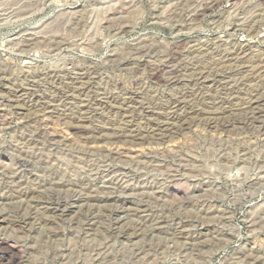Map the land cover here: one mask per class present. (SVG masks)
<instances>
[{"label": "rangeland", "instance_id": "1", "mask_svg": "<svg viewBox=\"0 0 264 264\" xmlns=\"http://www.w3.org/2000/svg\"><path fill=\"white\" fill-rule=\"evenodd\" d=\"M212 1L0 0L15 264H264V0Z\"/></svg>", "mask_w": 264, "mask_h": 264}, {"label": "bare ground", "instance_id": "2", "mask_svg": "<svg viewBox=\"0 0 264 264\" xmlns=\"http://www.w3.org/2000/svg\"><path fill=\"white\" fill-rule=\"evenodd\" d=\"M214 1H217V0H213L212 2ZM218 2V1H217ZM219 4V2H218ZM210 5V3H209ZM211 6V5H210ZM251 23V22H250ZM261 26V25H260ZM258 30V29H257ZM257 33V32H256ZM261 33V32H260ZM259 35V33H257ZM260 37V36H259ZM257 38V36H256ZM239 44V43H238ZM240 49V48H239ZM212 54V53H211ZM241 54V53H240ZM239 54V55H240ZM245 55V53L243 54ZM234 56V55H233ZM237 56V55H236ZM222 58V57H221ZM233 61V60H232ZM231 62V61H230ZM238 71V70H237ZM195 77V76H194ZM177 78V77H176ZM260 97V96H259ZM220 100V99H219ZM252 101V100H251ZM250 102V101H249ZM254 102V101H253ZM257 103V101H255ZM264 102V100H263ZM252 103V102H251ZM250 104V103H249ZM259 104V103H258ZM262 105H264L263 103H261ZM261 105V107H262ZM252 106H256V105H252ZM250 107V106H249ZM260 107V106H259ZM257 108V107H256ZM258 109H262V108H258ZM251 110V109H250ZM255 110V109H254ZM253 110V111H254ZM263 110H264V107H263ZM236 113V112H235ZM245 114V113H244ZM253 114V113H252ZM258 114V113H257ZM256 114V115H257ZM263 115V113H262ZM254 116V115H252ZM258 116V115H257ZM249 117V116H248ZM217 118V117H216ZM253 118V117H252ZM259 118V117H258ZM257 118V119H258ZM263 118L260 116V119ZM256 119V117H255ZM254 119V120H255ZM188 120V119H187ZM245 120V119H244ZM168 124V123H167ZM165 125V124H164ZM181 127V126H180ZM169 128V127H168ZM19 250H15L14 247L12 246V244L10 243H7V242H3L1 241L0 242V264H15L16 261L18 260V257H19ZM22 255V254H21ZM21 257V256H20Z\"/></svg>", "mask_w": 264, "mask_h": 264}]
</instances>
